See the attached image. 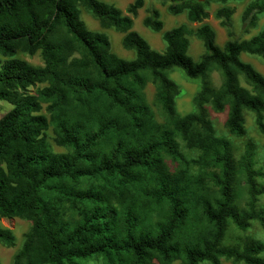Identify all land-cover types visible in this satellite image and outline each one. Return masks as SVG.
Segmentation results:
<instances>
[{
	"label": "trees",
	"instance_id": "obj_1",
	"mask_svg": "<svg viewBox=\"0 0 264 264\" xmlns=\"http://www.w3.org/2000/svg\"><path fill=\"white\" fill-rule=\"evenodd\" d=\"M145 1L121 9L101 0H0V100L12 105L0 117V218L30 222L10 264H84L97 257L103 264H264L261 241L239 234L226 240L230 225L245 231L256 221L264 230V170L251 140L237 156L210 118V111L223 113L228 134L242 137L249 111L264 136V75L241 58L264 61V28L243 37L264 14V0L244 6L238 33L228 5L237 0H159L169 13L184 11L199 23L194 30L181 23L162 31L158 9L148 5L142 24L162 31V51L133 29ZM211 2L219 4L214 15L226 29L222 45L203 22ZM80 6L101 27L121 32L134 57H120L105 33L88 29ZM190 33L204 47L198 60L188 53ZM17 52L37 53L42 63ZM173 67L198 81L193 110L185 114L176 108ZM147 82L163 123L145 99ZM49 126L64 151L49 148ZM177 137L198 157L187 159ZM0 242L15 244L1 224Z\"/></svg>",
	"mask_w": 264,
	"mask_h": 264
},
{
	"label": "rangeland",
	"instance_id": "obj_2",
	"mask_svg": "<svg viewBox=\"0 0 264 264\" xmlns=\"http://www.w3.org/2000/svg\"><path fill=\"white\" fill-rule=\"evenodd\" d=\"M108 3H112L115 6L124 9L128 3L132 0H101ZM251 0H237L233 2H229L228 5L233 6L235 8V12L232 15V25L235 33L239 32L240 27V14L244 6ZM148 5H152L156 7L160 13V19L163 22V30H168L178 24L186 23L188 28L194 30L199 23L190 22L187 20L186 13L183 11L179 14H171L167 11L166 5L160 3L159 0H146L145 5L138 10V13L135 17H133V29L136 30L146 41L150 44V46L158 51H162L165 47V41L162 39V31L154 32L148 28H146L142 24V18L145 15V8ZM219 7V4L211 2L208 7L209 16L203 22L209 24L213 30L215 31L216 35V42L218 45H222L227 37L226 29L220 24V19L216 18L214 15L215 10ZM80 10V17L85 22L86 26L90 30L100 31L107 35L110 41L111 50L123 57L125 59H131L134 57L133 50H128L123 48L121 40L123 34L119 31H116L114 28H103L99 25V22L93 18L83 7H79ZM264 28V14L260 16L257 26L252 29L248 34L243 35V37H248L252 34H256L258 31ZM189 41V49L188 53L192 56L194 60H198L199 56L204 51V47L202 41L195 37L193 33L187 35ZM16 57L25 59L26 61L30 62L34 65L41 64V59L39 55L36 53L34 55H28L22 52H17L15 54ZM241 58L244 61L251 63L258 71H260L264 75V61H262L256 55H250L248 53H242ZM170 77L177 83L179 87V93L176 97V108L180 114H185L193 110L192 105V97L197 89L198 81L189 79L183 72V70L179 67H173L169 72ZM213 84L218 87L221 82L220 75L217 71H213L211 73ZM241 85L247 87V84L240 77ZM39 85H35L29 88L30 91H34ZM154 86L147 82L144 86L143 93L147 103L150 105L151 110L153 111L154 118L156 121L163 123L165 121V117L163 116L162 112L159 110L158 106L154 100ZM12 105L4 100H0V117L10 110ZM42 112L46 113L43 105ZM253 114L249 111L245 112V127L246 133L242 137H233L228 134L225 126H224V114L223 113H216L210 111V118L212 125L214 127L215 134L217 136L225 137L230 140L233 145V149L235 154L238 156L244 151L245 143L248 140L254 145L255 151V160L257 166L262 167L264 170V136L259 134L257 131L254 121H253ZM46 139L49 144V148L54 152H62L64 148L57 145L53 140V133L52 128H49L45 131ZM177 140L180 145V150L184 154L187 159L197 158L199 155V151L196 149L188 148L184 141L177 137ZM168 164L171 168L177 165L176 162L168 159ZM187 167L190 173H196L198 169L195 165L189 164H178V167ZM261 183H264V176L259 178ZM264 202V198L262 199ZM0 224L6 228H9L15 237V244L13 246H6L2 242H0V264H10L11 258L13 253L20 247L23 236L28 230L30 226V222L26 219L20 217H11V218H0ZM230 230L228 231L226 240L230 241V237L235 235H250L253 238L261 241L264 244V230L261 229L256 221H253L252 225L245 231H235L234 227L230 225ZM225 240V242H227ZM264 255V251H263ZM84 264H103V259L101 257L91 258L84 262ZM200 264H210L206 261L201 262ZM221 264H234L227 260H222ZM242 264V263H236Z\"/></svg>",
	"mask_w": 264,
	"mask_h": 264
}]
</instances>
